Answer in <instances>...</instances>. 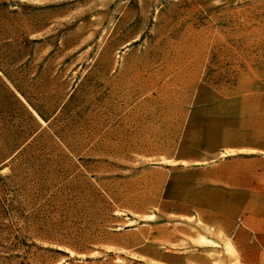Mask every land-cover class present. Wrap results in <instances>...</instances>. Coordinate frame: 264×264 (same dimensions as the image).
<instances>
[{
    "label": "rangeland",
    "instance_id": "obj_1",
    "mask_svg": "<svg viewBox=\"0 0 264 264\" xmlns=\"http://www.w3.org/2000/svg\"><path fill=\"white\" fill-rule=\"evenodd\" d=\"M256 141L264 0H0V264H264Z\"/></svg>",
    "mask_w": 264,
    "mask_h": 264
},
{
    "label": "crops",
    "instance_id": "obj_2",
    "mask_svg": "<svg viewBox=\"0 0 264 264\" xmlns=\"http://www.w3.org/2000/svg\"><path fill=\"white\" fill-rule=\"evenodd\" d=\"M233 149L240 154L258 153L264 155V142H249L248 144L240 145ZM207 239L216 242L213 238L207 237ZM205 248L204 245H201V247L196 249L187 248L183 251L170 249L169 254H161L157 257V260L165 264H186V262H189L188 264H212V259L205 255Z\"/></svg>",
    "mask_w": 264,
    "mask_h": 264
},
{
    "label": "trees",
    "instance_id": "obj_3",
    "mask_svg": "<svg viewBox=\"0 0 264 264\" xmlns=\"http://www.w3.org/2000/svg\"><path fill=\"white\" fill-rule=\"evenodd\" d=\"M41 116H42L43 118H45L44 115L41 114Z\"/></svg>",
    "mask_w": 264,
    "mask_h": 264
}]
</instances>
